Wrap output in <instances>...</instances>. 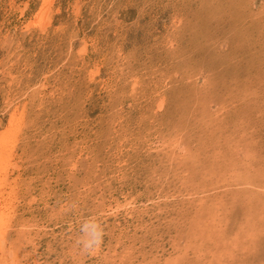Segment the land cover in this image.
Listing matches in <instances>:
<instances>
[{
	"label": "rangeland",
	"instance_id": "1",
	"mask_svg": "<svg viewBox=\"0 0 264 264\" xmlns=\"http://www.w3.org/2000/svg\"><path fill=\"white\" fill-rule=\"evenodd\" d=\"M0 144V264H264V0H0Z\"/></svg>",
	"mask_w": 264,
	"mask_h": 264
},
{
	"label": "bare ground",
	"instance_id": "2",
	"mask_svg": "<svg viewBox=\"0 0 264 264\" xmlns=\"http://www.w3.org/2000/svg\"><path fill=\"white\" fill-rule=\"evenodd\" d=\"M6 134L7 133H5L4 135L6 136ZM9 134V133H8ZM3 142V141H2ZM1 142V143H2ZM5 143H6V141H5ZM3 144H4V142H3ZM1 145V144H0ZM9 147V146H8ZM4 148H6V147H4ZM9 150V149H8ZM1 152V151H0ZM4 153H5V151H4ZM3 156V155H2ZM1 161V160H0ZM1 162H3V161H1ZM2 164V163H1ZM0 167L2 168V166L0 165ZM5 167V166H4ZM5 171V170H4ZM7 171V170H6ZM0 174H2V172H0ZM5 180V179H4ZM1 182H2V179H0V184H1ZM147 192V191H146ZM6 213V212H5ZM5 213H0V230L2 229V227H4L5 226V224H6V222H5V219H6V214ZM218 215V214H217ZM216 216V215H215ZM3 232H5V231H3ZM0 244H1V242H0ZM200 253V252H199ZM203 254V253H202ZM220 254V253H219ZM206 257V256H205ZM210 264V263H209Z\"/></svg>",
	"mask_w": 264,
	"mask_h": 264
}]
</instances>
